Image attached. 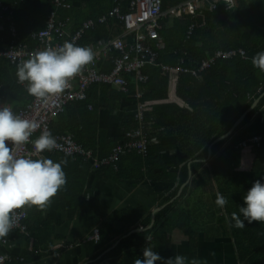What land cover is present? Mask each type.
Returning <instances> with one entry per match:
<instances>
[{
    "label": "trees",
    "instance_id": "trees-1",
    "mask_svg": "<svg viewBox=\"0 0 264 264\" xmlns=\"http://www.w3.org/2000/svg\"><path fill=\"white\" fill-rule=\"evenodd\" d=\"M180 1L162 0L161 9L166 12L178 5ZM237 2L238 7L233 10H224L222 3L217 2L211 11L207 9L196 11L193 20L194 29L188 37L186 29L191 23L188 16L182 13L177 16L168 14L162 23L159 35L164 46L158 50V62L174 65L179 59H182L185 68L196 69L203 59L212 56L216 51L238 49L244 51L245 58L242 59L235 55L229 59H217L216 63L214 62L209 68L199 72L197 77L182 73L162 76L155 66L144 67L143 74L147 76V80L138 85V91L140 93L139 103L147 111L144 122L148 137L151 139L155 138L154 136L157 138L168 135L177 137L176 143L169 148L175 150L176 161L182 166L178 174L165 173V166L161 163L160 157L167 146L151 144L146 157L142 158L136 154H129L125 157L132 158L138 164L136 169L139 174L134 176L136 181L144 178L168 182L177 181L174 189L166 190L169 193L163 203L174 198L179 187L187 181L188 162L191 177L177 199L168 203L154 215V222L149 229L136 231L139 218L144 212H123L130 216L125 217L124 220L135 230L120 239L116 246L104 254V257L117 258V260H112L113 264H133L134 260L139 258L144 241L150 236L154 252L161 248H167L170 245L171 236L177 234L186 239L191 247H194L196 233L191 231V212L186 209L184 202L174 212L173 217H170L169 213L179 201H183L184 197H191L199 190L200 193L208 190L219 191L228 200L224 212L230 222L229 230L234 239V247L240 264H264V223L256 221L248 223L245 220V227L240 229L235 228L234 222L231 221V213L239 214V207L243 206V196L256 181L262 169L263 158H259V154L264 151V145L260 149L249 148L247 150L236 147L244 137L243 128L253 116L261 115L259 110L264 104V73L254 68L251 63L252 56L257 52L264 51V0H237ZM18 3L19 0H15L14 7L9 5L13 10L15 22ZM97 18L98 16L92 17V20ZM99 27L102 28L97 24L94 30L86 32L77 45L85 46L91 42ZM76 28H73V32ZM4 30L6 32V27ZM26 35L21 34V37L24 38ZM154 47L156 49V46ZM102 64V67L100 66L102 72L111 70L112 63L108 58H105ZM9 68L13 70V68ZM14 81L13 70V82L8 87V92L25 94L27 96L25 102L28 101L29 97L26 92L14 84ZM105 92L109 94L112 102L120 98L123 93L120 90L112 89L107 84H92L86 91V99L83 102L72 104L83 109L89 105L92 109L90 113H93L98 108V97L100 95L107 96L104 94ZM255 98L258 99V103L246 114L244 120L235 129L236 131H233L234 134L227 137L228 139L225 138L226 140L223 139L210 145L215 138L229 130L232 123L252 105ZM105 105L107 106V104ZM136 125V122L132 120L129 122V127H125V131L136 127ZM54 126L52 121L50 124L52 134H71L74 140L86 149L92 152L98 149L95 144L90 146V141L81 142L77 136L73 135L72 129L57 131ZM154 132L157 133L154 134ZM97 143L101 148L100 141ZM208 146L211 150L209 159ZM45 154L49 153L45 152ZM125 157H122L121 160ZM67 158L80 166V170L83 172L81 179L83 184L89 171V163L79 158L74 160L70 157ZM141 168L145 171L143 172ZM155 168H160L162 174H155ZM108 169L112 170L110 167ZM118 170L112 171L118 172ZM212 198L215 200L216 195H213ZM81 199L83 200V196L76 199L78 205L83 204ZM170 218H173L172 221H169ZM241 219H243L242 215ZM148 221L149 219L146 218L140 225L145 228ZM48 225L47 221H43L40 225L41 228L35 229V232L28 228L35 239V248L41 247V245H44V248L50 246L49 236L52 233V228ZM43 235L47 236L46 240L42 239ZM117 235L120 237L121 232H117ZM109 247L110 245L107 248Z\"/></svg>",
    "mask_w": 264,
    "mask_h": 264
},
{
    "label": "crops",
    "instance_id": "crops-1",
    "mask_svg": "<svg viewBox=\"0 0 264 264\" xmlns=\"http://www.w3.org/2000/svg\"><path fill=\"white\" fill-rule=\"evenodd\" d=\"M1 1L14 7L15 0ZM69 2L71 9L63 14L71 18L68 28L70 31L87 19L105 14L112 6V0H69ZM207 2H215L216 6V3L220 1L200 0L198 10L206 9L204 6ZM17 6V15L15 14L17 29L20 34H27L43 28L51 3L50 0H19ZM100 25L102 28L99 27L92 38V41L95 42L91 41L85 45L92 47L94 53L108 40L111 41L113 38L122 36V29L117 20ZM4 27L5 25L0 23V48L6 45ZM125 39L131 41L132 37L129 36ZM104 59L101 58L98 62L101 67ZM127 79V92L122 93V96L113 102L106 92L104 94L107 96L100 95L97 100L98 108L93 113H90L92 109L88 105L83 109L75 104H69L65 111L53 121L54 129L57 131L72 129L73 135L77 136L81 142L90 141V145L95 144V147H98L93 152L97 157L107 156L115 144L114 142L122 138L125 127L132 121L136 110L138 85L130 76ZM0 82H3V86L0 83V96L6 95L13 107L22 106L27 96L8 92V87L13 82V70L3 61L0 62ZM112 89L116 90L117 88L112 87ZM259 111L261 115L253 116L243 128L244 135L264 134V104ZM156 133L154 132V134ZM154 137V145L167 146L160 157L161 163L165 166V173L178 174L182 165L176 161L175 150L169 148L176 143V137L174 135ZM98 141L101 143V148ZM260 154L263 158L262 169L256 180L264 183V152L262 151ZM260 154L259 157H261ZM42 155L52 159L53 162L66 161L63 170L67 183L52 199L47 210L40 211L35 207L25 210L27 213L26 224L34 232L35 229L41 228L40 225L43 221L49 223L48 226L52 228V233L49 236L51 244L47 248H44V245L35 248V239L29 229L30 237L11 232L7 237L8 244H0V256L2 255L5 259L2 264H113L112 260L115 258L104 257V254L116 243L118 244L120 239L135 230L124 220L125 217L130 216L123 212H144L139 218L136 231L149 229L152 226L151 217L168 203L176 200L191 177V175L187 176V183L179 187V192L177 191L174 198L163 203L169 193L166 190L174 189L177 181L168 182L148 178L136 181L134 176L139 174L136 169L138 164L130 157H125L120 161L118 172L108 170L107 167L94 170L90 166L82 184L83 172L76 162L70 161L67 156L61 154L43 153ZM141 170L145 171L143 168ZM188 170L189 162L187 163V172ZM161 172L160 168L154 169L155 174L160 175ZM213 195H216L215 190L201 193L200 190L196 191L191 197H184L183 201H179L169 213L170 217H173L174 212L184 202L186 209L191 212V231L196 233L194 247H191L186 239L177 234L171 236L170 245L167 248H161L155 253H158L163 260L175 255H183L187 258L186 264H191L192 260H195L197 264H240L234 247V239L229 230L230 222L224 208L221 209L215 204ZM79 196L84 198L82 205L76 203ZM146 218L149 219L148 225L143 228L140 223ZM221 218L224 219L220 220ZM172 219L170 218L169 221ZM94 229L99 231L98 243L88 241ZM117 232H121L120 237ZM46 238L47 236L43 235L42 239L46 240ZM109 245L110 247L107 248ZM156 264H162V262L157 261Z\"/></svg>",
    "mask_w": 264,
    "mask_h": 264
},
{
    "label": "built area",
    "instance_id": "built-area-1",
    "mask_svg": "<svg viewBox=\"0 0 264 264\" xmlns=\"http://www.w3.org/2000/svg\"><path fill=\"white\" fill-rule=\"evenodd\" d=\"M200 0H181L180 3L167 12H177L188 16L191 23L187 26L186 36H190L194 29L193 20L195 13L199 9ZM224 9L228 10L223 0H219ZM162 0H112L111 8L100 15L96 20L87 19L83 21L74 32H70L69 25L71 18L64 15L70 11L69 0H51V9L47 12L44 26L36 31L27 33L24 38L16 28L11 7L0 0V23L6 27V45L0 48V62H5L13 68L15 74V84L20 86L25 92V86L17 81L16 68L23 60L27 59L33 52L42 50L47 46H61L65 41L74 42L76 45L82 36L94 30L97 24H106L109 21L117 20L122 29V36L113 38L104 44L97 52L92 64L88 65L80 75L73 79L70 87L59 97L41 103L28 95L29 99L20 107H13L7 100L6 95L0 96V106H11L12 110L25 118L36 119L41 127L34 134L32 139L40 135L42 131H50V124L55 118L64 112L65 108L73 102H80L86 99V91L92 84H107L115 87L123 93L127 92L128 79L130 76L137 85L143 84L147 76L143 74L146 66H155L160 74L165 76L171 73L190 74L197 77L202 70L209 68L217 59H229L235 55L245 58L243 50L216 51L212 56L203 59L195 69L185 68L183 60L179 59L176 64H166L158 62V50L163 47L159 31L162 28V17L164 12L161 9ZM211 11L215 8V2H207L204 6ZM132 37L127 41L126 37ZM156 46V49L153 47ZM112 54V55H111ZM108 58L112 63L111 70L102 72L98 62L100 59ZM140 93L136 92V110L132 120L136 122V127L126 130L122 138L118 140L107 156L97 157L91 150L86 149L77 143L71 134H52L57 147L47 152L49 154H61L71 159H81L90 164L91 169L99 170L110 167L117 171L122 157L129 154H136L146 157L149 147L153 144V139L148 137L144 116L147 113L139 103ZM88 107H90L88 105ZM264 145V134L244 135L237 144V148L247 150L249 148L260 149ZM9 146H11L9 144ZM32 145H26L22 154L32 152ZM45 153V152H44ZM26 211L17 217V226L12 232H17L30 237L26 224ZM151 237V236H150ZM148 238V237H147ZM144 241L139 258L143 259V249L152 246L150 241ZM88 241L98 243L99 231L94 229ZM36 252V251H35ZM4 257L0 256V264L4 263Z\"/></svg>",
    "mask_w": 264,
    "mask_h": 264
},
{
    "label": "clouds",
    "instance_id": "clouds-1",
    "mask_svg": "<svg viewBox=\"0 0 264 264\" xmlns=\"http://www.w3.org/2000/svg\"><path fill=\"white\" fill-rule=\"evenodd\" d=\"M223 3L228 10L238 7L237 0H223ZM94 59L92 48L78 46L74 42L65 41L57 47L47 46L17 65V81L25 86L28 95L43 104L61 96L70 87L71 81ZM251 63L264 73V51L252 56ZM40 127L36 119L22 117L11 106H0V244H8L7 237L16 228L19 215L33 207L46 211L67 183L63 170L66 161L53 162L42 155L57 147L52 133L42 131L32 139ZM29 144L33 151L22 154ZM227 203L228 200L217 191L215 204L223 209ZM245 220L248 223H264V183L260 180L253 182L243 196L239 214L231 213L235 228H244ZM150 239L147 238L148 241ZM186 259L183 255H175L163 260L152 246H147L143 249V259L137 258L133 264H156L157 261L162 264H186ZM191 264L197 262L192 260Z\"/></svg>",
    "mask_w": 264,
    "mask_h": 264
},
{
    "label": "water",
    "instance_id": "water-1",
    "mask_svg": "<svg viewBox=\"0 0 264 264\" xmlns=\"http://www.w3.org/2000/svg\"><path fill=\"white\" fill-rule=\"evenodd\" d=\"M258 103V99H256L253 103H252V105L248 108V109H246L235 121H234V123L232 124V126L230 127V129L225 133V134H223V135H221V136H219V137H217V138H215L212 142H211V144L210 145H212L213 143H215V142H218V141H220V140H223V139H225V138H227V137H229L232 133H233V131L241 124V122L244 120V118H245V116H246V114L248 113V112H250L254 107H255V105ZM207 152H208V156H210V146H208V148H207ZM190 175H191V171H190V167H189V170H188V177H190ZM188 181V180H187ZM187 183V182H186ZM185 183V184H186ZM185 184H183V185H185ZM179 192V191H178ZM153 222H154V216H152L151 217V223L153 224ZM146 229V228H145ZM144 229V230H145ZM144 230H142V229H139V230H137V231H144ZM147 230V229H146ZM117 244V243H116ZM115 244V245H116ZM114 245V246H115Z\"/></svg>",
    "mask_w": 264,
    "mask_h": 264
},
{
    "label": "bare ground",
    "instance_id": "bare-ground-1",
    "mask_svg": "<svg viewBox=\"0 0 264 264\" xmlns=\"http://www.w3.org/2000/svg\"><path fill=\"white\" fill-rule=\"evenodd\" d=\"M104 25V24H103ZM73 32V31H72ZM121 32V31H120ZM22 38V37H21ZM162 39V38H161ZM97 40V39H96ZM164 40V39H163ZM86 41V40H85ZM109 41V40H108ZM107 41V42H108ZM93 42V41H92ZM95 42V41H94ZM93 42V43H94ZM106 42V41H105ZM91 43V42H90ZM165 43V42H164ZM170 44V43H169ZM169 44H168V46H169ZM172 45V44H171ZM170 45V46H171ZM175 45H177L176 43H175ZM82 46V45H81ZM84 46V45H83ZM89 46V45H88ZM164 46V45H163ZM173 46V45H172ZM3 47H4V45H3ZM92 48V47H91ZM155 48V47H154ZM159 53V52H158ZM214 53V52H213ZM172 54V53H171ZM175 54V53H174ZM173 54V55H174ZM183 55V54H182ZM188 57H190V56H188ZM177 60V59H176ZM223 60V59H222ZM233 60V59H232ZM216 63V62H215ZM222 63V62H221ZM223 63H224V61H223ZM223 63H222V65H223ZM170 64V63H169ZM174 64V63H173ZM2 66V65H1ZM191 69H192V67H191ZM213 69V68H212ZM106 72V71H105ZM218 73V72H217ZM183 74V73H182ZM225 74V73H224ZM221 75V74H220ZM223 75V74H222ZM213 76V75H212ZM221 78V77H220ZM199 79V78H198ZM214 81V80H213ZM15 82V81H14ZM1 83V82H0ZM3 83V82H2ZM2 83H1V85H2ZM15 84V83H14ZM4 85H6V84H4ZM3 86V85H2ZM140 89V88H139ZM186 89V88H185ZM23 90V89H22ZM190 92V91H189ZM4 93V92H3ZM258 96V95H257ZM256 99V98H255ZM160 101V100H159ZM154 103V102H153ZM251 105V104H250ZM144 107V106H143ZM259 109V108H258ZM242 114V113H241ZM254 114V113H253ZM131 121V120H130ZM129 124V123H128ZM152 124V123H151ZM233 124V123H232ZM245 124V123H244ZM134 125V124H133ZM232 126V125H231ZM244 126V125H243ZM129 127V126H128ZM147 128V127H146ZM230 129V128H229ZM240 130V129H239ZM236 131V130H235ZM242 133V132H241ZM64 134V133H63ZM234 134V133H233ZM177 138V137H176ZM242 138V137H241ZM228 139V138H227ZM226 140V139H225ZM228 142V141H227ZM222 145H223V143H222ZM91 146V145H90ZM89 146V147H90ZM94 146V145H93ZM235 147V146H234ZM263 147V146H262ZM261 147V148H262ZM233 148V147H232ZM211 151V150H210ZM110 152V151H109ZM264 152V151H263ZM249 153V152H248ZM257 153H259V152H257ZM50 155V154H49ZM230 155V154H229ZM256 155V154H255ZM255 155H254V157H255ZM261 155V157H262V154H260ZM244 156V155H243ZM252 157V156H251ZM261 157H259V158H261ZM253 158V157H252ZM251 158V159H252ZM256 158V157H255ZM252 161V160H251ZM120 163V162H119ZM254 163V162H253ZM258 163V162H257ZM230 168V167H229ZM109 170V169H108ZM230 171V170H229ZM241 176V175H240ZM186 179H188V177L186 178ZM185 181V180H184ZM186 183V182H185ZM187 186V185H186ZM81 193V192H80ZM84 199V198H83ZM82 200V199H81Z\"/></svg>",
    "mask_w": 264,
    "mask_h": 264
},
{
    "label": "rangeland",
    "instance_id": "rangeland-1",
    "mask_svg": "<svg viewBox=\"0 0 264 264\" xmlns=\"http://www.w3.org/2000/svg\"><path fill=\"white\" fill-rule=\"evenodd\" d=\"M164 13H165V14H164V16H163L162 21H163V20L165 21V19H166V17H167L168 14H172V16H175V15L177 16V15H178L177 12H170V13H168V12L166 11V12H164ZM164 21H163V22H164Z\"/></svg>",
    "mask_w": 264,
    "mask_h": 264
}]
</instances>
